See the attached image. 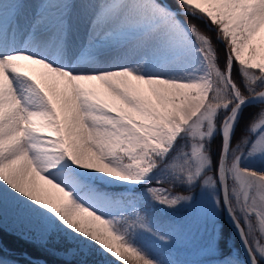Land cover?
I'll use <instances>...</instances> for the list:
<instances>
[{
    "label": "snow or ice",
    "instance_id": "snow-or-ice-1",
    "mask_svg": "<svg viewBox=\"0 0 264 264\" xmlns=\"http://www.w3.org/2000/svg\"><path fill=\"white\" fill-rule=\"evenodd\" d=\"M180 207L197 256L223 213L264 264V0H0V216L62 264H178Z\"/></svg>",
    "mask_w": 264,
    "mask_h": 264
},
{
    "label": "rangeland",
    "instance_id": "rangeland-1",
    "mask_svg": "<svg viewBox=\"0 0 264 264\" xmlns=\"http://www.w3.org/2000/svg\"><path fill=\"white\" fill-rule=\"evenodd\" d=\"M199 189H195L194 193H198ZM195 210L192 208L180 207L175 212L169 214V219L175 222L180 228V234L177 239L170 245L171 259L178 262V264H185L187 261H191L194 259H202V260H212L213 264H216L217 261L223 260L217 252L215 256L206 257L203 255L197 256V250L204 246L208 241V235L205 232V228L203 225L197 227L195 225L194 218ZM220 217V216H219ZM219 217H217L218 224V234H219ZM0 227L5 231L14 234L15 236H20L21 233H24L22 238L32 241L29 235V226L26 221L22 219H18L11 211V209H6L5 213L0 216ZM219 238V235H218ZM3 246V245H2ZM59 246L52 245L51 248H57ZM3 249L6 248L3 246ZM59 255L63 254L59 251H56ZM2 257L6 264H28V261L21 262L14 257ZM107 259V258H106ZM40 261V260H39ZM42 264L45 262L40 261Z\"/></svg>",
    "mask_w": 264,
    "mask_h": 264
},
{
    "label": "trees",
    "instance_id": "trees-1",
    "mask_svg": "<svg viewBox=\"0 0 264 264\" xmlns=\"http://www.w3.org/2000/svg\"><path fill=\"white\" fill-rule=\"evenodd\" d=\"M219 251L220 256L223 257H233L237 258L243 262V256L239 250V244L234 234H232L231 228L226 224L223 215L221 214L219 218ZM0 241H2V245L6 248L0 251V255L2 256H10V257H18L20 256L22 261H31L27 259L24 255H21L24 251H26L29 255L37 256L43 258L45 260V264H62L63 256L53 251L52 248L44 249L37 245V243L33 241H29L20 236H15L3 228L0 227ZM32 264H41L39 262L31 261Z\"/></svg>",
    "mask_w": 264,
    "mask_h": 264
},
{
    "label": "water",
    "instance_id": "water-1",
    "mask_svg": "<svg viewBox=\"0 0 264 264\" xmlns=\"http://www.w3.org/2000/svg\"><path fill=\"white\" fill-rule=\"evenodd\" d=\"M225 219H226V221H227V224H229V226L232 228V230H233V232H234V234L236 235V237H237V239H238V241H239V245H240V240H239V236H238V234H237V232H236V230L234 229V227H233V225H232V223L230 222V220H229V218H228V216L225 214ZM240 249H241V251H242V254L244 255V257H245V254H244V251H243V248H242V246L240 245ZM246 258V257H245Z\"/></svg>",
    "mask_w": 264,
    "mask_h": 264
}]
</instances>
